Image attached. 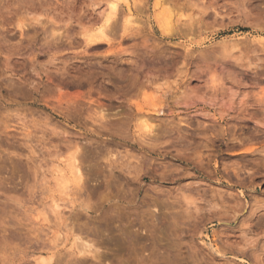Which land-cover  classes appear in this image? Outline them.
Listing matches in <instances>:
<instances>
[{
  "label": "rangeland",
  "instance_id": "1",
  "mask_svg": "<svg viewBox=\"0 0 264 264\" xmlns=\"http://www.w3.org/2000/svg\"><path fill=\"white\" fill-rule=\"evenodd\" d=\"M109 1L0 0V264H264V0Z\"/></svg>",
  "mask_w": 264,
  "mask_h": 264
},
{
  "label": "bare ground",
  "instance_id": "2",
  "mask_svg": "<svg viewBox=\"0 0 264 264\" xmlns=\"http://www.w3.org/2000/svg\"><path fill=\"white\" fill-rule=\"evenodd\" d=\"M109 8H110V12H111V16H113V15H115L116 13H117V11H118V3H117V1H115V0H111V1H109ZM111 16L110 17H108V18H106V25L107 24H109L110 22H112L111 21ZM119 17V16H118ZM116 24V23H115ZM110 26V25H109ZM103 27H105V26H100L99 28H98V32H102L103 31ZM112 30V29H111ZM107 31V30H106ZM102 34V33H101ZM98 35V34H97ZM233 45H234V43H233ZM141 117V116H140ZM145 120H147L148 121V117L146 116V117H143ZM76 157V156H75ZM73 159V158H72ZM72 161H74V160H72ZM78 165V164H77ZM77 165H75L74 166V168H75V171L73 170V172H76V173H74L75 175L77 174V178L76 179H78V176L80 177V170L81 169H79V166H77ZM72 171H71V173H73ZM81 178H82V176H81ZM80 178V179H81ZM66 185V184H65ZM55 206V205H54ZM56 207H58V205H56ZM41 214V213H40ZM59 219H60V217H59ZM60 236V235H59ZM59 238V237H58ZM81 239V238H80ZM79 239V240H80ZM54 244V243H53ZM79 250H80V252L81 253H83V252H86L87 251V249H88V252H89V244H87V242L85 241V240H81V242H79ZM90 245H93V244H90ZM77 246V245H76ZM79 260V259H78ZM50 259H48V258H43L42 259V263L41 264H50Z\"/></svg>",
  "mask_w": 264,
  "mask_h": 264
}]
</instances>
